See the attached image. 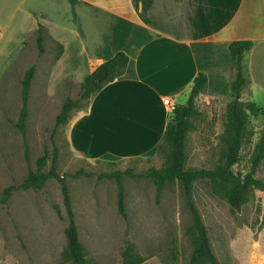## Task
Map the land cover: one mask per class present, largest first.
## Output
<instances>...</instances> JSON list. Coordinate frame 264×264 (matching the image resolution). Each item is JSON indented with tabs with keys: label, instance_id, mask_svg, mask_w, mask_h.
Here are the masks:
<instances>
[{
	"label": "rangeland",
	"instance_id": "374dc122",
	"mask_svg": "<svg viewBox=\"0 0 264 264\" xmlns=\"http://www.w3.org/2000/svg\"><path fill=\"white\" fill-rule=\"evenodd\" d=\"M58 53L48 33L42 48L36 33L25 39L22 54L0 82V192L18 184L46 151L50 170L57 147V171L65 175L85 245L87 264H122V251L132 242L144 256L157 255L169 264H189L193 241V216L187 209L179 182L167 181L159 188L147 174L161 168L162 154L120 159H89L69 143L68 121L59 126L57 115L67 98H79L80 84L67 79L50 92L47 81ZM32 65L27 133L14 121L22 108V79ZM184 100L181 103H187ZM83 106L88 100H82ZM198 114L191 120L186 139V168H211L220 154L221 134L227 120V103L199 100ZM77 109L71 111V116ZM254 133L245 141L235 170L247 172L264 128V115L251 116ZM129 171L124 175L127 216L118 208V182L107 172ZM256 176L264 180V159ZM193 196L208 228L212 248L222 264H264V191L254 189L240 209L216 194L208 180L194 184ZM69 218L62 184L50 177L39 189H18L7 204H0V264H77L67 261L65 229Z\"/></svg>",
	"mask_w": 264,
	"mask_h": 264
},
{
	"label": "crops",
	"instance_id": "0c3cea01",
	"mask_svg": "<svg viewBox=\"0 0 264 264\" xmlns=\"http://www.w3.org/2000/svg\"><path fill=\"white\" fill-rule=\"evenodd\" d=\"M43 23L63 53L50 67L47 89L80 84L118 51L129 56L123 75L106 83L67 126L71 148L89 159L158 152L173 108L188 100L194 79L208 83L197 98L230 100L229 44L251 39L241 99L264 115V0H0V82ZM140 264H169L153 255Z\"/></svg>",
	"mask_w": 264,
	"mask_h": 264
},
{
	"label": "trees",
	"instance_id": "16d2710c",
	"mask_svg": "<svg viewBox=\"0 0 264 264\" xmlns=\"http://www.w3.org/2000/svg\"><path fill=\"white\" fill-rule=\"evenodd\" d=\"M46 33H48L46 26L39 22L37 41L40 48L43 46ZM253 45L254 41L251 39H237L229 44L233 62V77L229 91L230 100L227 102V120L221 134L220 154L216 165L211 168H186L187 135L192 125V118L198 114L197 98L208 83L207 73L200 72L194 79L187 103L175 105L172 118L167 124L164 139L157 152L165 156L164 165L161 168L151 167L147 172L149 176L155 179L159 188H162L167 181L177 180L180 184L186 207L193 216L190 234L194 246L189 264H222L212 248L208 228L193 196L194 184L197 181L208 180L212 190L227 199L235 209H240L250 199L254 189L264 191V180L256 176L257 168L264 159V128L255 145L251 168L244 173L236 171L234 168L241 159V151L245 141L254 133L251 116L259 112L262 113V108L255 102L241 99L243 88L247 83L245 56ZM57 47L56 59L63 53V44L58 43ZM128 62V54L124 51H118L112 58L97 65L80 83L82 89L80 97L66 99L57 115L56 125L59 126L69 121L73 109L86 108L88 105L83 106L81 101L87 99L89 104L90 99L106 83L124 74ZM35 71L36 66H30L22 79V108L19 119L14 121L24 135L27 133L30 91ZM58 151L59 149L55 147L50 170H45L50 161L46 151L38 158L37 169H30L22 182L4 187L0 192V204H7L14 191L18 189L39 190L50 177L58 178L62 184L64 204L69 218L65 229L67 247L63 252V257L65 260L77 264H87V253L80 238L70 187L66 176L57 171ZM127 173L131 174L129 171L122 170L105 174V176L114 177L118 182V208L125 217L127 211L124 175ZM147 258L137 251L132 242H128L123 248L122 264H140Z\"/></svg>",
	"mask_w": 264,
	"mask_h": 264
},
{
	"label": "built area",
	"instance_id": "2783aa9c",
	"mask_svg": "<svg viewBox=\"0 0 264 264\" xmlns=\"http://www.w3.org/2000/svg\"><path fill=\"white\" fill-rule=\"evenodd\" d=\"M165 103L170 104L173 109L175 108V104L171 103L170 98H165Z\"/></svg>",
	"mask_w": 264,
	"mask_h": 264
}]
</instances>
